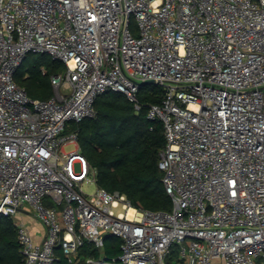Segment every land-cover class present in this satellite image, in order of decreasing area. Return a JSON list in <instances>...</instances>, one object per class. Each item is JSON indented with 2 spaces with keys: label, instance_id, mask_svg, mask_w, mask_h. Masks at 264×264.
I'll use <instances>...</instances> for the list:
<instances>
[{
  "label": "built area",
  "instance_id": "2783aa9c",
  "mask_svg": "<svg viewBox=\"0 0 264 264\" xmlns=\"http://www.w3.org/2000/svg\"><path fill=\"white\" fill-rule=\"evenodd\" d=\"M28 52L66 65L47 99L14 80ZM146 80L164 90L147 116L169 210L86 193L96 170L70 127L105 91L138 110ZM25 205L46 230L36 241L15 220L24 264L109 234L120 253L87 264H166L173 245L182 264H264V0H0V217Z\"/></svg>",
  "mask_w": 264,
  "mask_h": 264
},
{
  "label": "trees",
  "instance_id": "16d2710c",
  "mask_svg": "<svg viewBox=\"0 0 264 264\" xmlns=\"http://www.w3.org/2000/svg\"><path fill=\"white\" fill-rule=\"evenodd\" d=\"M24 59L28 62L21 67ZM23 60L14 72V80L32 98L52 96L50 75L63 72L66 65L43 52H28ZM163 96L161 86L143 84L138 91L140 108L136 110L124 93L105 91L95 98L94 116L70 124L77 132L80 151L96 170L97 185L124 193L130 204L138 208L172 207L158 167L159 152L165 145L162 122L147 116L148 107L160 104ZM16 229L13 216L0 217V264H24ZM120 243L121 239L111 234L103 237L101 247L85 241L71 261L58 245L53 264H87L85 259L90 256L111 259L120 253ZM165 261L179 263L178 250L172 249Z\"/></svg>",
  "mask_w": 264,
  "mask_h": 264
},
{
  "label": "crops",
  "instance_id": "0c3cea01",
  "mask_svg": "<svg viewBox=\"0 0 264 264\" xmlns=\"http://www.w3.org/2000/svg\"><path fill=\"white\" fill-rule=\"evenodd\" d=\"M27 207H22L16 214L15 220L23 223L27 229L30 231L31 235L36 241H40L44 234H45V226L42 224V222L37 219L36 217H28L27 216ZM17 217V218H16ZM182 264V263H177Z\"/></svg>",
  "mask_w": 264,
  "mask_h": 264
},
{
  "label": "rangeland",
  "instance_id": "374dc122",
  "mask_svg": "<svg viewBox=\"0 0 264 264\" xmlns=\"http://www.w3.org/2000/svg\"><path fill=\"white\" fill-rule=\"evenodd\" d=\"M133 22H134V20H133ZM134 24H135V22H134ZM43 53H45V52H43ZM46 55H48L47 53H45ZM28 62V59H24L23 60V62H22V65H21V67L22 66H25L26 65V63ZM21 67H19V69L21 68ZM157 84H154V83H146V84H144V86H156ZM158 86V85H157ZM70 148H73V146L71 145V146H66L65 147V149L66 150H68V149H70ZM96 186H97V182H89V183H85L84 185H83V190L86 192V193H89V194H91L94 190H95V188H96ZM26 207H27V216L28 217H35L34 216V214H35V209L32 207V206H29V205H25ZM17 218V217H16ZM172 249H178V246L177 245H173L172 246V248H171V250Z\"/></svg>",
  "mask_w": 264,
  "mask_h": 264
},
{
  "label": "water",
  "instance_id": "95a60500",
  "mask_svg": "<svg viewBox=\"0 0 264 264\" xmlns=\"http://www.w3.org/2000/svg\"><path fill=\"white\" fill-rule=\"evenodd\" d=\"M146 83H153V81L152 80H146V81L141 82L140 85H143V84H146Z\"/></svg>",
  "mask_w": 264,
  "mask_h": 264
}]
</instances>
